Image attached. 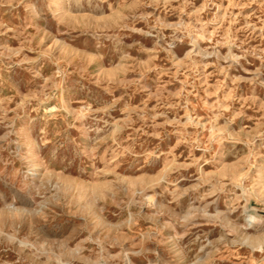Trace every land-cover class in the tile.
Instances as JSON below:
<instances>
[{
	"label": "rangeland",
	"instance_id": "rangeland-1",
	"mask_svg": "<svg viewBox=\"0 0 264 264\" xmlns=\"http://www.w3.org/2000/svg\"><path fill=\"white\" fill-rule=\"evenodd\" d=\"M0 264H264V0H0Z\"/></svg>",
	"mask_w": 264,
	"mask_h": 264
}]
</instances>
